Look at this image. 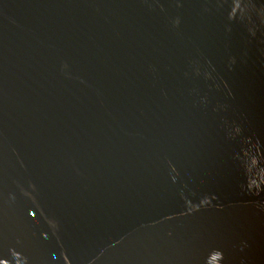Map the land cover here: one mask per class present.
<instances>
[{
	"label": "water",
	"instance_id": "1",
	"mask_svg": "<svg viewBox=\"0 0 264 264\" xmlns=\"http://www.w3.org/2000/svg\"><path fill=\"white\" fill-rule=\"evenodd\" d=\"M0 264H264V0H0Z\"/></svg>",
	"mask_w": 264,
	"mask_h": 264
}]
</instances>
